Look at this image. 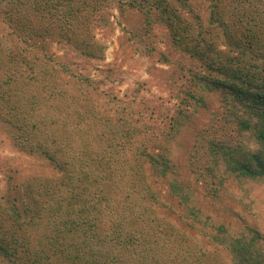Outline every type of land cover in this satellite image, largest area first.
Segmentation results:
<instances>
[{
  "label": "trees",
  "instance_id": "obj_1",
  "mask_svg": "<svg viewBox=\"0 0 264 264\" xmlns=\"http://www.w3.org/2000/svg\"><path fill=\"white\" fill-rule=\"evenodd\" d=\"M115 1L121 12H140L147 32L165 26L187 67L185 107L171 130L182 129L207 96H220L221 111L192 152L196 180L219 198L235 184L242 200L264 182V0H205L208 21L194 0H1L0 122L16 149L46 160L57 175L8 176L0 264H218L190 234L207 228L214 232L203 238L227 252L222 264H264V233L214 223L179 178L170 131L116 99L99 101L94 81L38 46L58 37L103 59L94 29ZM187 57L206 73L189 68ZM159 184L177 202L167 206L181 224L159 215Z\"/></svg>",
  "mask_w": 264,
  "mask_h": 264
},
{
  "label": "rangeland",
  "instance_id": "obj_2",
  "mask_svg": "<svg viewBox=\"0 0 264 264\" xmlns=\"http://www.w3.org/2000/svg\"><path fill=\"white\" fill-rule=\"evenodd\" d=\"M194 3L203 20L208 21L209 2L194 0ZM101 16L94 34L106 46L103 59H92L81 54L63 38L38 41V46L48 48L57 60L67 64L74 73L94 81L99 101L107 103L117 100L132 110L135 117L144 118L140 120L170 131L172 141L169 147L178 168V176L192 186L196 201L203 207L204 213L214 219V223H224L234 230L244 224H251L264 233V182L256 185L251 197L244 198V201L243 192L235 184L229 186L227 192H222L219 198L210 195L206 185L198 182L191 171L190 159L195 147L200 145L199 134L210 127L213 115L221 111L219 94L207 96L205 107L195 106L191 120L182 129L177 127L171 130L179 117V109L185 107L180 105L185 98L183 91L186 88L187 67L183 65L182 68L179 61L182 57L173 49L168 29L158 24L152 32H147L143 15L127 7L121 12L117 1L106 8ZM2 20L0 29L4 26ZM218 41L221 50L229 54L223 37ZM164 56L168 61H164ZM184 62L196 71H207L202 62L193 58L187 57ZM102 92L107 95L103 96ZM32 175L56 176L57 172L46 160L28 156L16 149L11 143L7 126L0 122V194L6 192L8 176H14L20 182ZM157 189L162 195V203L156 207L159 215L181 224L179 215L167 206L169 204L177 208V202L168 195L165 184L157 185ZM211 232H214L213 228L190 234L203 242L205 245H201L207 248L213 258H217L218 264H222L228 258L227 252L203 238L204 234Z\"/></svg>",
  "mask_w": 264,
  "mask_h": 264
}]
</instances>
